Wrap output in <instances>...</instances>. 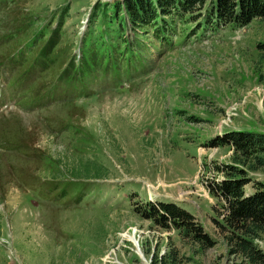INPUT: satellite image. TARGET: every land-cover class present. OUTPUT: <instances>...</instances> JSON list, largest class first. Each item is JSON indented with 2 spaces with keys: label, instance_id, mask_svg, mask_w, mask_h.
Masks as SVG:
<instances>
[{
  "label": "rangeland",
  "instance_id": "374dc122",
  "mask_svg": "<svg viewBox=\"0 0 264 264\" xmlns=\"http://www.w3.org/2000/svg\"><path fill=\"white\" fill-rule=\"evenodd\" d=\"M93 1L0 0V54L65 4L34 74L44 77L0 118V264H247L229 252L225 204L208 189L232 152L207 144L231 130L264 134V17L176 19L161 40L141 36L143 62L118 53L120 67L87 71L73 52ZM248 176L245 195L264 171ZM147 200L187 211L212 246L140 218L132 207ZM254 242L264 251V235Z\"/></svg>",
  "mask_w": 264,
  "mask_h": 264
},
{
  "label": "trees",
  "instance_id": "16d2710c",
  "mask_svg": "<svg viewBox=\"0 0 264 264\" xmlns=\"http://www.w3.org/2000/svg\"><path fill=\"white\" fill-rule=\"evenodd\" d=\"M98 8L104 20V29L93 38V32L89 31L84 46L94 44L102 56L109 54L106 45H112L115 49L119 46L121 50L118 49V53L127 52L138 56L131 60L127 55L129 65H133L137 59L142 62L141 36L152 33L155 37H166L176 19L188 22L213 18L220 24L234 22L243 26L252 19L264 17V0H115L113 3L97 0L92 16ZM88 60L92 61V58L88 57ZM90 66L93 68L95 64L88 63L87 71ZM115 66L112 61L111 69ZM74 67L73 71L77 72L85 65ZM77 78L80 82L81 78ZM207 146L228 147L233 162L240 164L216 166L222 178L214 180L208 187L209 193L225 204L221 226L228 232L229 252L238 254L247 264H264V251L254 242L260 235H264V181L254 180L253 191L247 195L244 192V186L251 181L248 172L264 171V134L250 130H231L222 136H215ZM132 211L159 227L165 228L171 224L194 241L203 242L205 247L212 246L193 217L173 203H134Z\"/></svg>",
  "mask_w": 264,
  "mask_h": 264
}]
</instances>
